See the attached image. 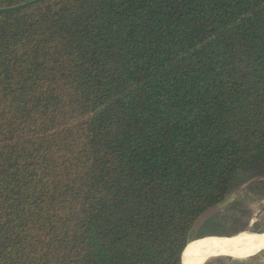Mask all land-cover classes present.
I'll use <instances>...</instances> for the list:
<instances>
[{"label": "trees", "instance_id": "obj_1", "mask_svg": "<svg viewBox=\"0 0 264 264\" xmlns=\"http://www.w3.org/2000/svg\"><path fill=\"white\" fill-rule=\"evenodd\" d=\"M248 193L264 0H0V264H188Z\"/></svg>", "mask_w": 264, "mask_h": 264}, {"label": "rangeland", "instance_id": "obj_2", "mask_svg": "<svg viewBox=\"0 0 264 264\" xmlns=\"http://www.w3.org/2000/svg\"><path fill=\"white\" fill-rule=\"evenodd\" d=\"M243 193L244 192H240L238 194L237 193L234 194L229 200L224 202L222 205L218 206L217 208H214L211 211H208L205 214V216H207V215H209V214H211L213 212H219V211L221 213H226V211L224 210L225 207L228 206V204H230L235 197H237L239 195H242ZM239 201L241 203L240 204L241 205V209H244V212L247 214V216H242L240 219L242 221H246V220H248L251 217V219L254 222L257 221L258 227H260V228L264 227V196L248 193L247 196L240 197ZM227 213H229V211ZM251 213H252V215H251ZM248 215H249V217H248ZM230 222L231 221H229L228 224ZM229 225H231V224H229ZM229 225H227V226H229ZM249 225H250V223H249ZM249 225H248V227H249ZM228 228L230 229V227H228ZM246 233L264 235V232L263 233H249V231L245 229L244 231L238 232L235 235L229 236V237L207 236V237H204V238H208V237H212V238H210V240H208V243L206 244V246L203 249H205L207 246H209L211 244L207 248V250H208L212 245H214L216 243H219V242L224 241L226 239L239 237V236L244 235ZM204 238H201V239H204ZM201 239H198V240H201ZM195 241H197V240H195ZM197 244L198 243H195L194 246H192V248L196 247ZM232 248H237V249H234V250H227L226 249L225 251H221V252L217 253V255H227V256H230L233 259H240V260L243 261L242 264H264V244L263 243L258 242V241H248V242L241 243L240 245H236V246H234ZM260 248H263V249L257 251L254 254H251V255H254V256L248 257V256H251V255H247V254H249L251 252H254V251H256V250H258ZM238 249L240 251H238ZM200 252H197V254H199ZM231 252H234L235 254H232ZM217 255H215V256H217ZM209 257H211V256H209ZM209 257H207V258H209ZM227 262H229V261L226 260V262H222L220 260V261H215L212 264H222V263L223 264H227Z\"/></svg>", "mask_w": 264, "mask_h": 264}, {"label": "bare ground", "instance_id": "obj_3", "mask_svg": "<svg viewBox=\"0 0 264 264\" xmlns=\"http://www.w3.org/2000/svg\"><path fill=\"white\" fill-rule=\"evenodd\" d=\"M248 241H258V242H261L264 244V235L246 233V234L241 235L239 237L226 239L224 241H221L219 243L212 245L208 250H207L208 247L205 250L203 249L204 253L201 251L203 254L201 253V254L197 255V253H195L188 264H201L205 260V257H207L208 255L209 256L217 255V253L224 251L226 249L227 250L237 249V248H232V247H234L236 245H240L241 243L248 242ZM261 249H263V248H260V249L254 251V252H251L247 255L254 254ZM238 251H240V250L238 249ZM196 255H197V257H196Z\"/></svg>", "mask_w": 264, "mask_h": 264}, {"label": "water", "instance_id": "obj_4", "mask_svg": "<svg viewBox=\"0 0 264 264\" xmlns=\"http://www.w3.org/2000/svg\"><path fill=\"white\" fill-rule=\"evenodd\" d=\"M183 255H184V254H183ZM211 256H215V255H211ZM207 257H209V255H208ZM207 257H205V259H206ZM182 259H183V256H182ZM182 264H183V261H182Z\"/></svg>", "mask_w": 264, "mask_h": 264}]
</instances>
